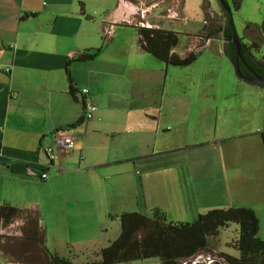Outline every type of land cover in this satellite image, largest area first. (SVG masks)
<instances>
[{
	"label": "crops",
	"instance_id": "obj_1",
	"mask_svg": "<svg viewBox=\"0 0 264 264\" xmlns=\"http://www.w3.org/2000/svg\"><path fill=\"white\" fill-rule=\"evenodd\" d=\"M160 5L157 0H0V64L11 68L9 75L0 72V206L35 208L47 249L60 257L94 251L109 216L160 209L174 220L154 195L162 201L186 197L190 220H178L182 223L232 206L206 203L205 186L197 188L194 180L183 194L174 189L177 161L170 159L182 146L172 137L185 128L191 111L177 107L176 96H166L160 61L139 48L131 27L138 21L150 26ZM213 46L225 54L221 38L206 48ZM97 49L91 61L72 62L66 72L69 60ZM84 88L98 108L86 125ZM65 129H73L75 145L48 164L44 149ZM8 225L0 230V264H37L25 222Z\"/></svg>",
	"mask_w": 264,
	"mask_h": 264
},
{
	"label": "rangeland",
	"instance_id": "obj_2",
	"mask_svg": "<svg viewBox=\"0 0 264 264\" xmlns=\"http://www.w3.org/2000/svg\"><path fill=\"white\" fill-rule=\"evenodd\" d=\"M219 9L217 0H183L181 14L176 4L165 3L158 7V18H150L149 24L178 32L176 51L181 55L187 46L188 35L199 33L205 20L207 25L224 23L220 15L219 18L207 15L219 14ZM233 21L242 42L246 45L259 43L260 53L255 56H264L263 36L253 29L245 31L247 24L260 26L264 22V0H242L240 10L233 11ZM159 63L163 67L162 78L165 76L166 96H176L177 107L191 111L184 121L185 128L176 130L172 137L176 145L182 146L170 159L177 161L175 191L178 187L183 194L185 185L189 187L194 180L197 188L201 184L205 186L203 199L206 203L226 201V206L256 208L261 220L259 237L264 240V145L258 134L264 131V87L239 81L230 60L224 53L218 54L216 46L204 49L193 64L184 68ZM202 141L206 143H200ZM156 198L154 195L152 200L174 214V220L167 215L170 221L190 220L191 207L186 197L180 199L175 195V200L164 201ZM101 225L104 227L98 239L102 241L99 245L98 240L94 251L107 247L120 232L117 218L102 220ZM235 230L233 225L221 233L219 251L237 257V252L225 246ZM92 252L80 254L73 264L95 260ZM123 264L161 262L150 259Z\"/></svg>",
	"mask_w": 264,
	"mask_h": 264
},
{
	"label": "trees",
	"instance_id": "obj_3",
	"mask_svg": "<svg viewBox=\"0 0 264 264\" xmlns=\"http://www.w3.org/2000/svg\"><path fill=\"white\" fill-rule=\"evenodd\" d=\"M159 4L173 3L179 12L183 9V0H157ZM232 11L238 12L242 0H226ZM220 6V5H219ZM219 15L224 23L204 24L197 34L188 35L187 46L183 54L174 52L179 44L180 34L158 25L146 26L143 21L132 24L136 31L139 48L167 66L184 68L193 64L206 49L208 42L214 39H228L231 30L228 16L220 7ZM124 27V25H121ZM256 30L264 38L262 25L247 24L245 31ZM241 52L248 67L239 63L243 75H250V69L264 75V56L257 58L260 44L251 42L246 45L239 38ZM225 55L234 66L236 49L233 44L224 43ZM100 53V49L84 51L76 55L72 62H88ZM250 68V69H249ZM254 85V84H252ZM259 86V85H256ZM75 98V90L71 89ZM76 99V98H75ZM264 144V131L258 133ZM120 232L118 238L105 248L92 252L95 260L86 264H123L159 259L161 264H264V240L259 237L260 222L254 209L241 206H230L223 209H212L192 223L170 221L160 209H153L149 215L129 212L117 216ZM16 219L25 222V235L32 242L36 253L37 264H73L75 255L60 257L50 252L45 245V227L39 221L38 211L33 207L18 209L9 205L0 206V230L7 231L8 224ZM235 226L234 236L226 247L237 252L234 257L219 251L220 236L231 226ZM2 235L0 234V239Z\"/></svg>",
	"mask_w": 264,
	"mask_h": 264
},
{
	"label": "built area",
	"instance_id": "obj_4",
	"mask_svg": "<svg viewBox=\"0 0 264 264\" xmlns=\"http://www.w3.org/2000/svg\"><path fill=\"white\" fill-rule=\"evenodd\" d=\"M0 72H3L6 75H9L11 73V68L3 67L0 64ZM80 95L82 97V107H83L82 124L86 125L87 122L91 121L94 118V115L97 112L98 108L93 102L88 89L86 88L81 89ZM75 139H76V136L74 134L73 129H65L64 131L56 132L54 134L53 146L47 147L44 149V154L46 156L48 164L52 163L57 153L61 152L62 150H67V149L72 148L75 145ZM40 178L42 180H47L48 174L42 173Z\"/></svg>",
	"mask_w": 264,
	"mask_h": 264
},
{
	"label": "water",
	"instance_id": "obj_5",
	"mask_svg": "<svg viewBox=\"0 0 264 264\" xmlns=\"http://www.w3.org/2000/svg\"><path fill=\"white\" fill-rule=\"evenodd\" d=\"M217 1L220 5L221 9L223 11H225V13L228 16V22H229V26H230V30H231V37L228 39H223V42L225 43L226 41H228L235 46L236 53H235L233 68H234L236 78L242 82H246V83H250V84L259 85V86L264 87V76L256 74L250 68L249 69H250L251 75L245 76L241 73L239 63L241 62L246 67H248V66H247V64L243 58L242 52H241L242 47H241V43L239 41V37H238L236 29H235V25H234V21H233V11H232L230 5L226 2V0H217Z\"/></svg>",
	"mask_w": 264,
	"mask_h": 264
},
{
	"label": "flooded vegetation",
	"instance_id": "obj_6",
	"mask_svg": "<svg viewBox=\"0 0 264 264\" xmlns=\"http://www.w3.org/2000/svg\"><path fill=\"white\" fill-rule=\"evenodd\" d=\"M251 75V74H250ZM249 76V75H248ZM262 76H264V75H262Z\"/></svg>",
	"mask_w": 264,
	"mask_h": 264
}]
</instances>
